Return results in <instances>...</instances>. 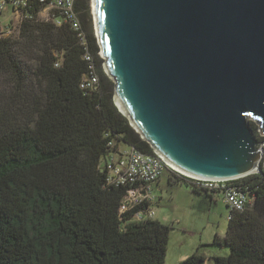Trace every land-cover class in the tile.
Here are the masks:
<instances>
[{
	"label": "trees",
	"instance_id": "trees-1",
	"mask_svg": "<svg viewBox=\"0 0 264 264\" xmlns=\"http://www.w3.org/2000/svg\"><path fill=\"white\" fill-rule=\"evenodd\" d=\"M91 1L75 2L84 39L68 24L38 20L39 0L17 34L0 37V264H165L171 227L122 214L128 187L108 185L100 168L110 142L154 149L115 103ZM92 71L97 88H82ZM235 182L254 204L231 213L224 240H215L230 254L215 264H264V160L261 172ZM203 263L193 254L178 264Z\"/></svg>",
	"mask_w": 264,
	"mask_h": 264
},
{
	"label": "water",
	"instance_id": "water-1",
	"mask_svg": "<svg viewBox=\"0 0 264 264\" xmlns=\"http://www.w3.org/2000/svg\"><path fill=\"white\" fill-rule=\"evenodd\" d=\"M115 103L186 174L261 172L264 0H92ZM121 106V107H120Z\"/></svg>",
	"mask_w": 264,
	"mask_h": 264
},
{
	"label": "built area",
	"instance_id": "built-area-1",
	"mask_svg": "<svg viewBox=\"0 0 264 264\" xmlns=\"http://www.w3.org/2000/svg\"><path fill=\"white\" fill-rule=\"evenodd\" d=\"M43 6L37 19L51 22L56 26L68 24L81 32V22L75 10L76 0H39ZM30 0H0V37L17 34L23 21L30 18L27 13ZM100 55L101 51H100ZM91 59L89 55L86 56ZM98 77L92 71L82 80V88L96 89ZM111 151L101 161L100 168L106 173V181L111 186L128 187L120 204L122 214L134 211L132 221L143 222L154 219L153 204L157 202L154 184L159 182L165 171L189 180L197 189L209 193H222L230 209L228 219L234 211H244L253 206L254 201L236 184L238 179H208L191 176L178 171L165 157L154 150L144 153L124 143H109ZM263 148L261 147V152ZM263 153V152H262ZM263 155V154H262Z\"/></svg>",
	"mask_w": 264,
	"mask_h": 264
},
{
	"label": "rangeland",
	"instance_id": "rangeland-1",
	"mask_svg": "<svg viewBox=\"0 0 264 264\" xmlns=\"http://www.w3.org/2000/svg\"><path fill=\"white\" fill-rule=\"evenodd\" d=\"M254 124L259 136L264 137L260 126ZM262 148L263 161L264 144ZM171 177V173L165 171L161 180L154 184L158 196L153 204L154 218L171 227L165 264H178L193 254L201 256L203 264H215V256H229L230 248L215 242L217 237L224 240L229 225L230 210L223 194L211 199L204 192H195L193 186L183 180L171 183Z\"/></svg>",
	"mask_w": 264,
	"mask_h": 264
},
{
	"label": "crops",
	"instance_id": "crops-1",
	"mask_svg": "<svg viewBox=\"0 0 264 264\" xmlns=\"http://www.w3.org/2000/svg\"><path fill=\"white\" fill-rule=\"evenodd\" d=\"M169 181H170L171 183H173V182L170 180V178H169ZM204 193H205V192H204ZM206 194H207V193H206ZM216 194H222V193H220V192H219V193H214V194H211V196H210V195H209V196H210L211 199H213V198L215 197ZM223 199H224V195H223ZM224 203L226 204L225 200H224ZM226 206L228 207L227 204H226ZM228 208H229V207H228ZM229 210H230V209H229ZM229 213H230V212H229Z\"/></svg>",
	"mask_w": 264,
	"mask_h": 264
},
{
	"label": "bare ground",
	"instance_id": "bare-ground-1",
	"mask_svg": "<svg viewBox=\"0 0 264 264\" xmlns=\"http://www.w3.org/2000/svg\"><path fill=\"white\" fill-rule=\"evenodd\" d=\"M121 107V106H120ZM174 166V165H173ZM175 167V166H174ZM178 171L182 172V173H185L184 171H182L181 169L175 167ZM186 174V173H185Z\"/></svg>",
	"mask_w": 264,
	"mask_h": 264
}]
</instances>
